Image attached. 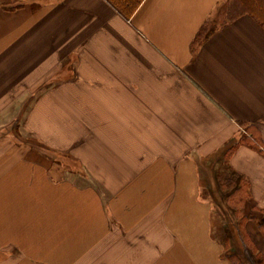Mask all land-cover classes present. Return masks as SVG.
I'll return each instance as SVG.
<instances>
[{
    "label": "crops",
    "instance_id": "0c3cea01",
    "mask_svg": "<svg viewBox=\"0 0 264 264\" xmlns=\"http://www.w3.org/2000/svg\"><path fill=\"white\" fill-rule=\"evenodd\" d=\"M228 2L144 0L126 18L108 0H0V107L20 101L0 111V184L23 175L100 219L55 250L8 238L0 264H264V29L226 22ZM242 136L229 166L248 199L222 244L209 161Z\"/></svg>",
    "mask_w": 264,
    "mask_h": 264
},
{
    "label": "bare ground",
    "instance_id": "6f19581e",
    "mask_svg": "<svg viewBox=\"0 0 264 264\" xmlns=\"http://www.w3.org/2000/svg\"><path fill=\"white\" fill-rule=\"evenodd\" d=\"M41 197L49 198L52 206L41 208L35 201ZM78 198L47 187L29 189L23 175L16 181H4L0 184V242L16 238V241L32 251L34 235L37 233V237L47 235L52 238L47 246L55 250L59 244L73 238L74 232L78 230L70 226L74 220H80L81 226H88L93 218L100 220L97 213L80 210L74 202ZM22 228L31 232L17 236ZM81 246L71 245L65 257L69 258Z\"/></svg>",
    "mask_w": 264,
    "mask_h": 264
},
{
    "label": "trees",
    "instance_id": "16d2710c",
    "mask_svg": "<svg viewBox=\"0 0 264 264\" xmlns=\"http://www.w3.org/2000/svg\"><path fill=\"white\" fill-rule=\"evenodd\" d=\"M118 11L126 18H131V16L136 12L139 6L144 0H108ZM226 22H231L243 15H249L252 17L263 29H264V0H229L225 8ZM205 25L195 42H199L202 38H206L208 31ZM210 31H213L211 27ZM244 128L249 130L252 137L255 138L257 142L261 141L256 131L247 124H242ZM252 145L253 142L248 137L242 136L239 140L231 142L221 153L217 154L209 162H211V167L213 165L221 166V171L223 170V177L220 179L219 195L212 193L210 187L207 188V192L217 204V208L220 212V219L227 223L226 229L219 223L215 227V232L213 234L215 239H220L219 241L223 244L228 241V236L226 230H235V225H237V216L243 213V206L248 199L246 194V183L243 177L235 174L229 166V158L231 154L241 145ZM259 149V148H258ZM264 149V147H263ZM264 153L263 150H260ZM226 254L229 259H231L232 264H243V262L238 258V255L234 250L227 251ZM261 262V261H259Z\"/></svg>",
    "mask_w": 264,
    "mask_h": 264
},
{
    "label": "rangeland",
    "instance_id": "374dc122",
    "mask_svg": "<svg viewBox=\"0 0 264 264\" xmlns=\"http://www.w3.org/2000/svg\"><path fill=\"white\" fill-rule=\"evenodd\" d=\"M229 3V2H228ZM19 87H20V93H22V92H25L26 90H29V88H32L33 87V84H31V83H20V85H19ZM35 87V86H34ZM33 87V88H34ZM21 94H19V96H20ZM35 95V94H34ZM18 102H20V101H18ZM18 102H15L14 100H11V101H9L8 102V104H10L11 106L9 107V106H7V105H3V106H1L0 107V111H3V113H2V115L3 114H6L8 111H10V110H12L13 108H14V106L18 103ZM8 129L6 128L4 131H1L0 130V135L1 136H8L9 135V130L7 131ZM251 262H252V260H251ZM255 262V261H254Z\"/></svg>",
    "mask_w": 264,
    "mask_h": 264
}]
</instances>
